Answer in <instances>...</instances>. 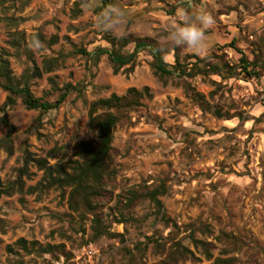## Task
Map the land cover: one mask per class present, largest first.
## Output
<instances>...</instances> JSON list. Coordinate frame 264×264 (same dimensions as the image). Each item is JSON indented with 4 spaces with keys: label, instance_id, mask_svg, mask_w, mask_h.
I'll return each instance as SVG.
<instances>
[{
    "label": "rangeland",
    "instance_id": "rangeland-1",
    "mask_svg": "<svg viewBox=\"0 0 264 264\" xmlns=\"http://www.w3.org/2000/svg\"><path fill=\"white\" fill-rule=\"evenodd\" d=\"M94 7L103 8L100 0H0V50L14 78L28 74L32 95L47 102L65 85L74 89L48 112L26 110L20 97L6 108L15 134L11 152L0 149V264H169L173 243L192 254L176 264H264V70L259 78L237 74L240 55L227 47L264 60V0H114L109 9L124 17L115 32L97 30ZM181 8L215 20L200 55L164 40ZM11 33L23 34L26 52L10 45ZM128 36L152 40L169 65L176 49L181 69L204 72L157 76L147 50L115 72L107 55H93L111 49L109 38ZM132 48L112 46L124 55ZM131 88L141 93L137 107L96 110L116 123L95 190L30 192L42 171L30 163L21 172L25 151L66 163L92 139L91 104ZM6 98L0 88V108ZM6 133L0 122V140ZM155 190L166 221L147 198Z\"/></svg>",
    "mask_w": 264,
    "mask_h": 264
},
{
    "label": "trees",
    "instance_id": "trees-1",
    "mask_svg": "<svg viewBox=\"0 0 264 264\" xmlns=\"http://www.w3.org/2000/svg\"><path fill=\"white\" fill-rule=\"evenodd\" d=\"M102 7H111L114 4V0H100ZM10 45L19 51L20 48L23 49L22 52H26V45L24 44V36L20 33H11ZM111 45V49H96L93 52V55H107L110 61L115 66V72L123 66L131 64L137 54L140 51L147 50L152 58L150 64L153 73L157 76H168L172 72H178V74L187 75L191 72L196 74H202L204 69H199L195 65H192L189 69V73L186 70L181 69V65L178 59V52L174 49V63L169 65L164 61V56L168 52H162L154 44V42L148 38H133V37H122L118 40L114 38H109L108 41ZM116 44L120 48H125L129 44L133 45L132 51L126 55L116 52L112 49V46ZM231 45L227 47L233 48L239 55L238 59V69L237 74H244L248 77L259 78L261 75V70H264V60L260 59V55L255 53L253 60L249 61L240 50L235 49ZM260 53V51H259ZM9 54L5 49L0 50V88L7 92V98L3 105L0 108V112L3 114L0 122L3 127L6 129L7 133L4 139L0 140V149L6 150L10 153L11 146V137L15 134L13 126L7 121L6 117V108H9L15 104V101L18 97L21 98V102L26 110H33L39 112H48L51 110L57 109L67 98V96L74 90L70 85H65L61 90L58 97L54 102L42 101L39 98H36L32 95L28 87V74H24L21 80L14 78L8 61ZM224 66L225 70L229 74H233V70L228 65ZM215 74H218L220 67L212 66ZM147 89H144L146 91ZM190 92H193L190 89ZM141 93L135 89H129L124 95L117 96L112 94L107 99H100L91 104V107L88 112V127L92 132V139L87 142H80L75 147L74 157H71L66 163L62 164L56 161L54 164L49 165L46 160L43 159H32L30 154L25 151L24 158V171L26 172V167L28 164L33 163L40 171H42L41 180L37 183L35 188H32L30 192L35 189L44 188H55L58 190H63L64 188H78L83 189V192H89L95 190V186L101 182L105 173L106 167L113 153L111 148L112 143V130L116 123V117L111 114H105L102 116H95L96 110L98 109H116L121 110L125 108L137 107L138 99ZM195 99L201 102L202 97L195 94ZM51 157H54L51 156ZM20 172V173H21ZM1 194H9L8 190L10 188L2 189ZM160 194L157 190L151 192L148 195V200L154 205L158 213L162 215V219L166 221L165 216L162 214V205L158 200L157 196ZM70 202V200H69ZM70 207L72 209L78 210L76 208V202H70ZM72 205V206H71ZM94 216L95 212L90 211ZM110 236V235H109ZM110 237H113L111 235ZM17 245L21 246V249L29 251L26 247V243L23 240H18ZM196 244L203 249L204 252H207V245L202 241H198ZM50 249V247H48ZM34 250V248H31ZM45 253H48L47 247L44 249ZM166 254V261L169 264H176L178 260L184 261L191 257V252L184 246L179 243H173L170 245ZM209 258V255H207ZM232 260H217L215 264H231Z\"/></svg>",
    "mask_w": 264,
    "mask_h": 264
},
{
    "label": "clouds",
    "instance_id": "clouds-1",
    "mask_svg": "<svg viewBox=\"0 0 264 264\" xmlns=\"http://www.w3.org/2000/svg\"><path fill=\"white\" fill-rule=\"evenodd\" d=\"M94 11L95 26L100 32H115L120 27V21L124 19L107 7L100 11L94 7ZM176 16L177 22L166 32L164 40L171 47L200 55L209 47V32L215 24L214 18L207 12L182 8L177 9Z\"/></svg>",
    "mask_w": 264,
    "mask_h": 264
}]
</instances>
